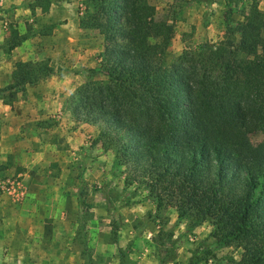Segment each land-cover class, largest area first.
<instances>
[{"label": "trees", "instance_id": "trees-1", "mask_svg": "<svg viewBox=\"0 0 264 264\" xmlns=\"http://www.w3.org/2000/svg\"><path fill=\"white\" fill-rule=\"evenodd\" d=\"M41 13L62 0H32ZM170 22L157 20L148 0H82L77 28L96 32L102 49L93 68L71 70L84 82L62 106L72 121L96 128L91 141L112 156L111 182L98 189L109 214L117 245L120 217L141 193L153 206L151 238L157 264L174 257L182 238L202 223L207 238L188 252L186 264H264V142L251 148L246 135L264 133V11L249 0L236 29L225 0L222 40L199 47L193 57L164 64L173 27L188 1L180 0ZM208 3L210 0H198ZM33 11V7H30ZM55 23L35 34L48 36ZM0 50L10 53L26 39L7 25ZM50 60L16 61L9 82L0 87V103L24 98L26 88L54 75ZM88 185L79 176L76 205L81 256L91 263L85 226L89 220ZM168 209L175 222L168 226ZM183 232L174 236L179 224ZM239 250V258H216L221 249ZM118 264L124 252L116 247Z\"/></svg>", "mask_w": 264, "mask_h": 264}, {"label": "rangeland", "instance_id": "rangeland-1", "mask_svg": "<svg viewBox=\"0 0 264 264\" xmlns=\"http://www.w3.org/2000/svg\"><path fill=\"white\" fill-rule=\"evenodd\" d=\"M81 1L62 0L41 13L32 0H0V43L8 24H14L19 33L26 35L25 41L10 53L0 50V87L9 82L16 61L47 57L53 69L65 73L27 87L24 98L18 95L6 108L0 107L3 139L0 147L8 163L6 166L0 160V264H86L80 255L82 246L77 231L79 176L88 185L86 202L90 216L85 239L90 264H118L116 247L124 252L125 264H157L151 243L156 227L148 218L153 206L144 193L118 210L120 227L117 245L113 244L109 214L98 188L107 182L121 188L122 177L111 173V154L92 145L96 128L72 121L62 107L84 82L82 76L69 71L93 68L95 55L102 49L101 37L96 32L77 28ZM185 1L189 3L181 9L174 24L164 55L165 65L174 63L178 57H193L201 46L215 47L224 34L225 0H210L206 4ZM148 2L155 8L156 19L167 22L181 4L180 0ZM248 4L249 0L231 2L232 14L227 20L231 28L240 26V12ZM257 8L264 11V0H257ZM51 23L56 26L50 35L35 34L39 27ZM29 102L36 105L28 108ZM246 140L255 148L264 142V133L252 131ZM166 215L171 226L175 214L168 209ZM209 231L210 225L204 222L185 235L172 260L165 264H186L188 252L206 239ZM182 232L180 223L174 236ZM239 253L221 249L216 258L237 260Z\"/></svg>", "mask_w": 264, "mask_h": 264}, {"label": "crops", "instance_id": "crops-1", "mask_svg": "<svg viewBox=\"0 0 264 264\" xmlns=\"http://www.w3.org/2000/svg\"><path fill=\"white\" fill-rule=\"evenodd\" d=\"M37 104H39V103H37ZM31 105H36V103H32V102H29L28 103V105H27V107L28 108H31ZM0 107H3V108H6V105H3V104H1L0 103ZM32 120V118L30 119V120H28V121H31ZM2 134H0V146L2 145ZM29 141V140H28ZM2 149H1V147H0V160H1V162L4 164V165H6V166H8V163H7V160L5 159V157H6V155L5 154H3L2 152Z\"/></svg>", "mask_w": 264, "mask_h": 264}]
</instances>
